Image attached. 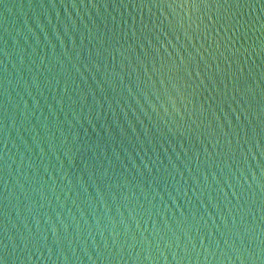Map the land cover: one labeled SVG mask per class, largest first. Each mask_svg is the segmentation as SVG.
Returning a JSON list of instances; mask_svg holds the SVG:
<instances>
[{
  "label": "water",
  "instance_id": "95a60500",
  "mask_svg": "<svg viewBox=\"0 0 264 264\" xmlns=\"http://www.w3.org/2000/svg\"><path fill=\"white\" fill-rule=\"evenodd\" d=\"M0 264H264V0H0Z\"/></svg>",
  "mask_w": 264,
  "mask_h": 264
}]
</instances>
